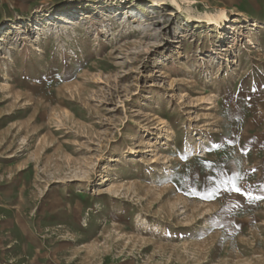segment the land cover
<instances>
[{
	"label": "rangeland",
	"instance_id": "374dc122",
	"mask_svg": "<svg viewBox=\"0 0 264 264\" xmlns=\"http://www.w3.org/2000/svg\"><path fill=\"white\" fill-rule=\"evenodd\" d=\"M0 264H264V0H0Z\"/></svg>",
	"mask_w": 264,
	"mask_h": 264
},
{
	"label": "snow or ice",
	"instance_id": "6c2138e0",
	"mask_svg": "<svg viewBox=\"0 0 264 264\" xmlns=\"http://www.w3.org/2000/svg\"><path fill=\"white\" fill-rule=\"evenodd\" d=\"M232 190H233V191H236V192H240V191H241L240 188H237V187L235 186V183H234V182H232Z\"/></svg>",
	"mask_w": 264,
	"mask_h": 264
},
{
	"label": "bare ground",
	"instance_id": "6f19581e",
	"mask_svg": "<svg viewBox=\"0 0 264 264\" xmlns=\"http://www.w3.org/2000/svg\"><path fill=\"white\" fill-rule=\"evenodd\" d=\"M66 19H67V18H65V22H67V23H68V22H70V20H69V19H68V20H66Z\"/></svg>",
	"mask_w": 264,
	"mask_h": 264
}]
</instances>
